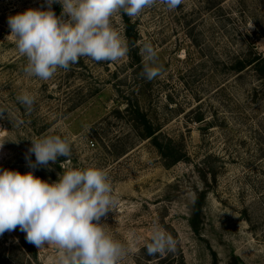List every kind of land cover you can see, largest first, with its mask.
<instances>
[{
  "label": "rangeland",
  "instance_id": "obj_1",
  "mask_svg": "<svg viewBox=\"0 0 264 264\" xmlns=\"http://www.w3.org/2000/svg\"><path fill=\"white\" fill-rule=\"evenodd\" d=\"M44 0H0V170L32 172L49 183L71 169L106 172L116 201L100 218L126 255L118 264H264V0L157 2L110 27L134 44L115 62L81 57L48 80L23 71L7 18ZM57 16L59 4H52ZM150 43L161 74L143 78ZM29 94L30 107L17 97ZM139 112L179 161L166 166L152 140L132 129ZM56 135L71 154L29 167L31 140ZM28 157V159H26ZM95 222V221H94ZM157 226L174 252L148 256ZM19 228L0 235V264H52Z\"/></svg>",
  "mask_w": 264,
  "mask_h": 264
},
{
  "label": "clouds",
  "instance_id": "obj_2",
  "mask_svg": "<svg viewBox=\"0 0 264 264\" xmlns=\"http://www.w3.org/2000/svg\"><path fill=\"white\" fill-rule=\"evenodd\" d=\"M157 2L174 10L183 0H44L45 8L10 15L7 25L18 53L26 58L23 71L46 81L58 68L68 70L81 57L95 62L123 58L128 48L110 27V17L117 11L136 17ZM52 4L60 5V16ZM140 55L143 78L158 77L162 69L156 66L153 46L144 43ZM17 99L27 107L34 102L26 93ZM28 153L35 156L34 162L26 157L29 167L35 168L61 156L68 158L71 149L67 141L52 135L32 139ZM115 203L106 172L96 167L63 171L52 183L31 171L0 170V235L19 228L38 249L53 246L58 255L52 264H118L126 249L99 223ZM176 244L170 234L154 226L145 250L148 256L163 255L174 252Z\"/></svg>",
  "mask_w": 264,
  "mask_h": 264
},
{
  "label": "trees",
  "instance_id": "obj_3",
  "mask_svg": "<svg viewBox=\"0 0 264 264\" xmlns=\"http://www.w3.org/2000/svg\"><path fill=\"white\" fill-rule=\"evenodd\" d=\"M125 38L127 41V47H130L134 44V38L131 36L132 27L128 20H125ZM133 125L131 126L133 130L140 132L139 135L143 138L151 139L154 147L159 153L160 157L167 161L166 166H171L178 162L179 156H177L178 150L173 145L172 141H159L158 136L156 135V130L150 125L148 121L145 120L144 116L139 112L133 114Z\"/></svg>",
  "mask_w": 264,
  "mask_h": 264
}]
</instances>
